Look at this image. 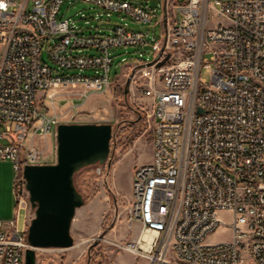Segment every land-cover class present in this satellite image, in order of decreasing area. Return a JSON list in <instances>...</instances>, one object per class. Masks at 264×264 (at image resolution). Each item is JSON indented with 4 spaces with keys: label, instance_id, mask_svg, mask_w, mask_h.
Wrapping results in <instances>:
<instances>
[{
    "label": "built area",
    "instance_id": "1",
    "mask_svg": "<svg viewBox=\"0 0 264 264\" xmlns=\"http://www.w3.org/2000/svg\"><path fill=\"white\" fill-rule=\"evenodd\" d=\"M64 1L0 0V160L13 161L16 207L27 211L23 227L19 212L0 219V264H25L30 247L24 169L42 164L32 141L57 132L63 115L49 91L108 92L113 50L129 46L139 55L130 91L152 105L153 153L133 172L134 234L113 244L149 264H264V0H163L158 39L125 21L151 24L141 3L85 0L99 11L80 12L82 26L58 18ZM91 19L108 31L85 33ZM222 226L231 238L212 241Z\"/></svg>",
    "mask_w": 264,
    "mask_h": 264
},
{
    "label": "rangeland",
    "instance_id": "2",
    "mask_svg": "<svg viewBox=\"0 0 264 264\" xmlns=\"http://www.w3.org/2000/svg\"><path fill=\"white\" fill-rule=\"evenodd\" d=\"M131 1L149 8L154 13V19L148 26L136 24L130 18L125 21L135 28L150 31L158 39L161 25L157 20L163 13V0ZM97 11L99 8L92 2L65 0L58 18H72L84 26V20L79 19L80 12L93 14ZM111 19L120 20V17L113 15ZM91 23L93 26L85 29V33L108 31L106 22L91 19ZM89 52L94 53V50ZM113 53L115 57L110 75L114 82L111 89L100 93V102L88 110L76 115L62 112L61 116V123H111L113 135L108 160L104 164L84 167L75 174V185L83 194L85 204L77 209L73 220L71 234L74 245L67 249H38L37 264H144L141 257L132 255L113 242L124 243L134 234L129 226L127 206L132 198L135 167L149 162L152 158L153 127L147 116L152 105L136 88L128 94L125 93V84L131 73L128 64L137 63L139 58L135 47L116 48ZM43 57L52 64L46 48L43 49ZM203 76L209 77L206 71H203ZM65 88L69 89L70 86ZM32 142L41 151L39 163L57 161V132L46 137L36 136ZM16 175L12 160H0V219L6 223L19 212L18 225L23 227L27 211H19L16 207ZM220 215L225 221L231 218L225 212ZM28 216L32 220L35 210L31 208ZM230 238L231 231L222 226L210 239L220 241Z\"/></svg>",
    "mask_w": 264,
    "mask_h": 264
},
{
    "label": "water",
    "instance_id": "3",
    "mask_svg": "<svg viewBox=\"0 0 264 264\" xmlns=\"http://www.w3.org/2000/svg\"><path fill=\"white\" fill-rule=\"evenodd\" d=\"M130 85L131 76L125 84L126 94ZM112 135L111 123H60L57 161L25 166L26 185L35 210L28 227L30 247L26 250L25 264H37L40 248L67 249L74 245L73 220L77 209L85 204L83 194L75 185V174L84 167L104 164L108 160Z\"/></svg>",
    "mask_w": 264,
    "mask_h": 264
},
{
    "label": "crops",
    "instance_id": "4",
    "mask_svg": "<svg viewBox=\"0 0 264 264\" xmlns=\"http://www.w3.org/2000/svg\"><path fill=\"white\" fill-rule=\"evenodd\" d=\"M69 89L58 86L50 90V97L46 100L47 105L55 112H68L69 114L71 113L72 115H76L81 111L88 110L89 107L97 105V103L101 100L100 93H91L87 98H85L78 92L80 89L79 86H70ZM45 95L46 91L41 90L38 92V97L42 102L45 101ZM141 258L143 259L144 264H149L147 259L143 257Z\"/></svg>",
    "mask_w": 264,
    "mask_h": 264
}]
</instances>
